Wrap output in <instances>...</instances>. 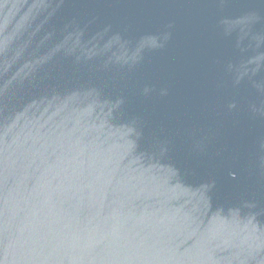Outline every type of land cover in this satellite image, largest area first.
Listing matches in <instances>:
<instances>
[{
    "label": "water",
    "instance_id": "1",
    "mask_svg": "<svg viewBox=\"0 0 264 264\" xmlns=\"http://www.w3.org/2000/svg\"><path fill=\"white\" fill-rule=\"evenodd\" d=\"M0 264H264V0H0Z\"/></svg>",
    "mask_w": 264,
    "mask_h": 264
}]
</instances>
